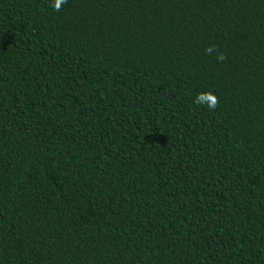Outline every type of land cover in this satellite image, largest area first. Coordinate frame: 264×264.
<instances>
[{"label": "trees", "instance_id": "obj_1", "mask_svg": "<svg viewBox=\"0 0 264 264\" xmlns=\"http://www.w3.org/2000/svg\"><path fill=\"white\" fill-rule=\"evenodd\" d=\"M53 4L0 0V264H264V0Z\"/></svg>", "mask_w": 264, "mask_h": 264}, {"label": "clouds", "instance_id": "obj_2", "mask_svg": "<svg viewBox=\"0 0 264 264\" xmlns=\"http://www.w3.org/2000/svg\"><path fill=\"white\" fill-rule=\"evenodd\" d=\"M67 3V0H54V4L51 5L55 11H60L62 5ZM205 54L211 55L213 52H217L216 59L218 62H224L227 59L225 53L219 52V49L215 45H209L205 48ZM194 103L197 106L206 105L209 109H216L219 106V98L212 92H202L197 94Z\"/></svg>", "mask_w": 264, "mask_h": 264}]
</instances>
